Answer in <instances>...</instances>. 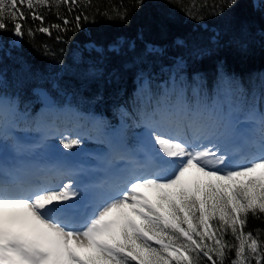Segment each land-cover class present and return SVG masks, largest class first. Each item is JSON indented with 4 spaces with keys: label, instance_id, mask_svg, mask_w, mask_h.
Masks as SVG:
<instances>
[{
    "label": "snow or ice",
    "instance_id": "6c2138e0",
    "mask_svg": "<svg viewBox=\"0 0 264 264\" xmlns=\"http://www.w3.org/2000/svg\"><path fill=\"white\" fill-rule=\"evenodd\" d=\"M54 2L57 9L66 5L68 14L57 11L61 23L44 27L46 16L38 8L51 9L53 0H0V33L12 37L5 42L0 36V53L23 63L12 49L25 34L34 36L31 27H24L29 17L40 22L42 33H62L59 42L73 28L84 32L86 24L95 22L78 10L80 0ZM236 3L227 0L212 14L223 17ZM246 3L264 19V0ZM103 15L123 21L128 14ZM256 35L246 23L237 30L230 19L211 30L177 36L171 46L145 40L143 30L135 37L111 39L90 34L70 64L39 74L53 90L65 93V76L86 87L101 80L119 84L123 73L134 70L137 88L126 102L131 110L116 106L120 125L110 145L124 164L85 181V170L68 164L0 162V264H225L226 259L229 264H264L259 230H244L250 214L264 215V115L258 134L247 128L222 63L211 91L205 74L194 68L225 45L246 49ZM258 35L264 40V31ZM4 84L0 75V87ZM32 91L46 102L45 109L64 111L47 89ZM21 102L19 93L0 91V141L13 139L20 122L32 118L21 110ZM128 120L143 129L139 148L125 142ZM50 127L59 137L54 150H72L83 142L78 123L69 120L60 127L52 121ZM83 201L87 209L81 211Z\"/></svg>",
    "mask_w": 264,
    "mask_h": 264
},
{
    "label": "trees",
    "instance_id": "16d2710c",
    "mask_svg": "<svg viewBox=\"0 0 264 264\" xmlns=\"http://www.w3.org/2000/svg\"><path fill=\"white\" fill-rule=\"evenodd\" d=\"M89 3L91 7L88 6ZM224 3H227V0H143L142 4L138 0H80L77 5L78 10L86 12L90 19L94 17L95 22L86 24L84 32L77 33L74 28L68 31L64 34L63 42L56 39L57 35L62 34L58 30L51 29V35L42 33L38 31L41 27L40 22L33 21L29 17L24 27L25 30L31 27L34 36L25 34L22 39L17 40L19 47L12 49L13 57H23V63L0 53V75L6 81V84L0 87V91H8V86L13 84L12 74L20 69H23L26 75L38 79L41 73L47 75L60 71L64 64L72 62L73 52L86 41L90 34L111 39L117 35L135 37L139 31L143 30L145 40L171 46L173 39L177 36L186 35L197 28L211 30L225 19H230L237 30L242 24H248L252 32L257 34L256 38L246 49L236 45H225L212 56L197 62L194 68L205 74L207 87L211 91L218 76V63H222L223 71L228 77V87L234 89L235 95L245 101L248 107L262 110L264 109V40L260 39L258 33L264 31V19L259 14L252 13L246 0H237L233 8L225 10V16H214L212 13ZM205 5L208 6L205 7ZM211 5L216 7L213 8ZM24 10L27 14L28 9ZM38 10L46 16L44 27L61 23L56 18L57 11L61 15L68 14L67 6L61 4L57 9L54 0L51 9L40 7ZM125 10L128 15L123 21L118 18L108 19L103 15L107 12L109 16L116 17L118 13ZM193 17H202V19ZM0 36L5 42L12 38L9 32L0 33ZM169 54H174L171 47H169ZM113 63L115 64V61ZM164 63L169 61L165 59ZM63 80L66 89L76 94L75 98H78L76 101L103 112L105 117L112 121L116 118L117 105L123 104L131 110V105L126 102L130 101L137 88L134 70L123 73L119 84L116 82L109 84L101 80L98 85L91 82L86 87H82L81 82L77 80L70 83L67 76ZM120 90H123L122 96L118 95ZM23 101L22 107L32 117L29 119L30 122L39 115H44V111H40L42 104L39 97L31 101ZM244 230L245 232L259 230L258 235L261 240H264V215L256 218L250 214ZM226 239L231 240L232 237L229 235ZM229 255L230 258H234L231 254ZM225 264H229V260L226 259Z\"/></svg>",
    "mask_w": 264,
    "mask_h": 264
},
{
    "label": "rangeland",
    "instance_id": "374dc122",
    "mask_svg": "<svg viewBox=\"0 0 264 264\" xmlns=\"http://www.w3.org/2000/svg\"><path fill=\"white\" fill-rule=\"evenodd\" d=\"M1 61V60H0ZM0 64H1V62H0ZM67 78H68V80L70 81V83H73V81L74 80H77V79H75L74 77H70V76H67ZM12 81H13V84L12 85H9L8 86V91H9V94H16V93H19L20 94V97H21V100L23 101V100H25V101H23V102H26V101H31V100H33V99H35L37 96H35L34 94H33V89L35 88V87H40V86H42V87H44V88H46L47 89V91L50 93V95H52L53 97H54V99H55V101H56V105L59 107V108H61V109H63L64 111H62V112H53V111H49V113H48V115H50L52 118H54L55 119V121H56V123L57 124H59V126L61 127H63L64 126V123H65V120H67V119H69L67 116H65V114H66V112L68 111V108L69 107H67V105H66V101H69L70 102V99H71V101H76L77 99L75 98V93L73 92V91H68V89H66V92L65 93H58V92H56L55 90H53L52 89V87H51V84L49 83V82H47V81H43V80H41V79H38V78H32L31 76H29V75H26L25 73H24V71H23V69H20L18 72H15V73H13L12 74V79H11ZM78 82H80L79 80H77ZM63 82H64V80L63 81H61V86L62 87H66V86H64V84H63ZM93 82H95L97 85L101 82V81H93ZM234 90V89H233ZM236 97H238V99H239V109H240V118L241 119H243V118H245V117H249V115L251 114V112L248 110V111H246V112H244V110L242 111V108H243V106L246 104L245 103V101H243V100H241L240 99V97L239 96H237L236 95ZM70 110V115H69V117H72V116H82L80 119H82V118H90L89 117V114L88 113H86L85 111H83V110H81V108L79 107V106H76V107H72V108H70L69 109ZM253 116H250V118H252ZM257 118V117H256ZM81 121V120H80ZM118 121H119V123L117 124L118 126L117 127H119V125H120V119H118ZM129 123H128V127L125 129V135H126V138H127V141L128 142H134V143H138V142H140V140H139V135H140V133L143 131V129H141V128H139V130H138V128L137 127H134L133 125H132V121L131 120H129L128 121ZM92 123V122H91ZM42 124H43V122H38V123H36L35 124V126H34V128L33 129H29V128H27L26 127V125H25V122H23V123H21L20 125H19V129H20V131H21V133H23L25 136H26V139H28L29 140V138L30 137H32V136H36L37 137V139L39 140V138L42 136V135H46V136H51V133H53V131H48V130H42V132H41V134H40V132H37V127H40V126H42ZM248 124L249 125H251V127H252V129L254 128V126L257 124L256 123V120L255 121H252L251 123H249L248 122ZM90 125V124H89ZM101 126V125H100ZM97 127V129H98V133H96V135L97 134H101V131H106L105 130V128L103 127V128H101V127H98V126H96ZM101 128V129H100ZM51 129V128H50ZM254 129H257V128H254ZM257 131H260V129H257ZM82 132H87V131H82ZM16 133V132H15ZM14 133V135H13V137L15 138L16 137V134ZM22 134V135H23ZM103 135V137H105L106 139H108V140H110V133L109 132H107L106 133V135H104V134H102ZM98 137H100V135L98 136ZM117 138V137H116ZM26 139L24 138V141L26 142V143H28L27 141H26ZM59 139V138H58ZM57 140V138H53L52 139V141L53 142H55ZM88 140L89 139H87V142H88ZM29 141H31V140H29ZM11 146L12 145H15V146H18V144L15 142V139H11V140H8L7 141ZM14 142V143H13ZM32 142V141H31ZM44 142V141H43ZM101 143H104L103 145H104V147H106V145H105V143H106V140H101L100 141V143L99 144H101ZM131 143V144H132ZM36 144V146L34 147V149H40V148H43L47 153H49L50 155H52L51 154V150L53 149L54 150V148H52L54 145H59V140L57 141V142H55V143H50L51 145L50 146H52V147H46V146H44V147H41V146H39L38 144H39V142L38 143H35ZM34 144V145H35ZM47 144V143H46ZM107 144V143H106ZM112 144V143H111ZM28 145H29V147L31 148L32 146H33V144H29L28 143ZM48 145V144H47ZM108 145V144H107ZM133 145V144H132ZM138 145H140V144H138ZM129 147H131V146H129ZM1 148H4L3 147V145L2 144H0V149ZM25 148H27V146L26 145H24V146H22V150H20V151H23V149H25ZM5 149V148H4ZM81 150V148L79 149V151ZM54 151H66V153L65 154H55V155H66L67 153L68 154H70V155H68L69 157L72 155L73 157H77V158H81V157H83L81 154H77V151H74V148L72 149V150H63L62 149V146L58 149V150H54ZM74 151V152H73ZM82 152H84V150H82ZM111 154H112V152H110V156H111ZM40 155H43V156H45V157H47V154L46 153H44V152H41L40 153ZM90 155V154H89ZM92 158V157H91ZM56 159V158H55ZM61 159V158H60ZM111 159V158H110ZM118 161H120V160H114V159H111L110 161H109V164H111V165H114L115 163H117ZM70 162H72V159H69L68 161H67V163L66 164H70ZM103 167H105V166H103ZM119 169V168H118ZM85 170V169H84ZM107 170V168H105L104 169V171H106ZM95 172H96V169H95ZM213 227H215V225L213 226Z\"/></svg>",
    "mask_w": 264,
    "mask_h": 264
},
{
    "label": "bare ground",
    "instance_id": "6f19581e",
    "mask_svg": "<svg viewBox=\"0 0 264 264\" xmlns=\"http://www.w3.org/2000/svg\"><path fill=\"white\" fill-rule=\"evenodd\" d=\"M247 127V126H246ZM248 128V127H247ZM254 129V128H253ZM19 137H20V145L21 146H24V145H26L27 146V148H30L29 147V145H28V143H26L25 141H24V135H22L21 133H19ZM50 142H53L52 141V139H51V141ZM14 143V142H13ZM101 144H104V143H101ZM39 146H41V147H44V146H46V147H48L47 145H43L41 142H39V144H38ZM105 145H106V147H107V144L105 143ZM36 146V144L34 145L33 144V146L31 147V148H34ZM40 149H43V148H40ZM7 150L6 149H4V148H1L0 149V162H3L4 160L5 161H8V160H10V162H12L13 164H15L16 163V160H17V158H15V157H9V156H6V154H7ZM21 152H24L23 154H25L26 152H28L27 150H24V151H21ZM51 152V154L52 155H55V154H65L66 153V151H54L53 149L50 151ZM113 153V152H112ZM22 154V156H25V155H23ZM113 154H115V153H113ZM66 155H68V153L66 154ZM6 156V157H5ZM83 157H86V158H91V157H94V155H82ZM33 161H35V162H37L38 164H39V166H46V167H53V166H56V165H60V164H66L67 163V161H68V159H65V160H63V159H60V158H56V159H54V161H50V160H47V159H45V158H42V159H39V157H33ZM36 159V160H35ZM114 160H119L118 158H113ZM48 161H49V163H48ZM52 162H54V164L53 165H50V164H52ZM107 163H109V162H107ZM12 164V165H13ZM102 164V163H101ZM104 166V164L103 165H101V171L100 172H97L95 175H93V176H91L90 177V180H92V179H99V178H101L102 177V175H103V173L105 172L104 171V169H105V167H103ZM87 209V201H83L82 202V206H81V211L83 210H86Z\"/></svg>",
    "mask_w": 264,
    "mask_h": 264
},
{
    "label": "water",
    "instance_id": "95a60500",
    "mask_svg": "<svg viewBox=\"0 0 264 264\" xmlns=\"http://www.w3.org/2000/svg\"><path fill=\"white\" fill-rule=\"evenodd\" d=\"M35 88H43V89H46L44 87H35ZM48 95L51 97V100L54 102V98L49 94V92H48ZM41 101H42L43 105H45L46 102L44 100H42V99H41Z\"/></svg>",
    "mask_w": 264,
    "mask_h": 264
}]
</instances>
